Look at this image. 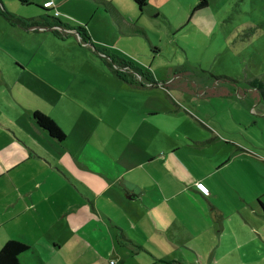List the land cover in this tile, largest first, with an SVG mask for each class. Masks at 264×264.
Returning <instances> with one entry per match:
<instances>
[{"label": "rangeland", "instance_id": "374dc122", "mask_svg": "<svg viewBox=\"0 0 264 264\" xmlns=\"http://www.w3.org/2000/svg\"><path fill=\"white\" fill-rule=\"evenodd\" d=\"M0 1L6 12L21 18L36 21L47 15L55 18L53 10L46 12L41 9L44 0ZM52 1L57 6L56 12L59 13V17L55 19L72 30L78 27L87 30L95 50L105 49L109 55L132 63L135 67L149 72L159 84L157 86L165 87V90H137V95L133 91L131 94L135 99H145L146 95L158 96L161 103L167 98H175L183 103L184 111L193 118L200 119L206 116L205 114L211 116L213 114V123L219 128L223 125L224 134L218 133L221 139L223 140L225 136L228 138L223 143L213 141L209 147L205 145L207 148L203 153L212 155L216 149L231 151L230 155L234 161L232 165H236L240 163H237L238 160L235 158V150L237 148L242 150L248 160L246 165L250 174V177L248 175L242 177L244 180L242 195L251 199L252 192L256 190L259 182V186L264 189V0H207L208 7L196 12L192 11L199 0H146L142 11L132 0H106L111 1L122 16L125 24L120 25L121 29L117 26L114 12L107 9L102 0H65L64 3L59 0ZM54 29L61 35H54L51 31L42 29L25 31L0 17V65L7 66L10 83L14 82V86L19 87V90L12 89V92L0 91V98L8 101H13L14 95L29 98L31 94L27 89L33 86L29 78L31 72L34 70L42 72L46 68L56 67L58 73L68 76L63 78L57 74L53 79L57 86L68 80L66 85L58 88L63 100L70 94H74L81 102L93 99L95 104L92 107L99 113L102 109L99 107V95L106 97L103 92H113V88L118 93L119 87H114L110 83L111 77L104 73L105 68L112 75L114 65L107 58L103 60L106 64L100 63L102 61L100 57L104 56L95 53L89 45L87 48L79 47L76 33L67 35L70 31ZM94 58L97 62H94ZM15 67H18V71L25 69L24 72L17 73L19 76L17 80L14 79ZM168 78L173 80H170V84H165ZM134 80H137V77L134 76ZM10 83L7 82L9 87ZM214 87L215 91L228 92L229 96L198 95ZM40 88L43 91L39 94L43 97L45 89L43 86ZM116 97L130 98V92L126 90L124 84L120 86V93ZM159 99H155V102ZM81 107L82 104L76 106L74 102L73 114L76 117L83 113ZM208 110H212V113H208ZM185 116L189 118L188 114ZM48 117L51 118L50 115ZM122 119L126 124H132L134 121L130 114L122 116ZM79 123L85 130L77 131L76 126H72L67 131L60 126L64 135L69 137L66 151L74 164H84L82 158L88 145L95 153L105 151L107 132L100 131L101 125L95 128L88 127L87 122L84 123L81 119ZM184 131L188 134V126ZM85 136L88 138L85 143L87 146L81 151H76V144H82L80 141ZM181 136L183 138L180 140L184 146H191L194 143L183 134ZM196 153L200 155L197 150ZM57 192V202L47 201L46 204L38 201L39 193L35 192L33 199L39 202L44 212L42 223L36 226L33 222L25 223L23 218L16 219L9 227L0 231V248L4 240L13 239L31 247L33 257L36 255L34 247L39 245L37 254L42 264H54L55 259H60L61 264H110V260L117 263L116 256L108 258L99 256L96 248L78 238L83 233H89L84 231L85 228L89 230L97 225L94 236L98 240L104 234L100 223L108 226L109 218H113L126 229H130L132 221L138 230L131 228L130 233L139 231L142 237L158 242L154 238L155 232L151 230L154 227L153 214L148 215L150 212L145 209L146 219H142L144 211L138 202L123 201L120 198L118 202L116 199L118 208L112 203L107 204L105 210L107 214H97L101 215L98 218L101 221L98 222L91 210L84 207L83 213L81 212L80 203L84 200L77 188L71 187L68 192L57 188ZM263 193L264 191L261 194ZM24 198L33 211L32 198L27 195ZM6 200L10 198L7 197L3 201ZM261 200L264 201V197ZM19 201H22L21 198ZM174 206L176 202L170 203L168 207L176 209ZM71 207L75 208L74 212L70 211ZM184 208L191 209L186 204ZM8 209L10 213H16L18 210L16 207ZM124 211L128 212L129 216ZM226 219H229L226 224H232L234 230L236 219L241 233L224 234L222 236L224 245L217 243L215 245H218L217 250L216 247L211 250L231 251L232 248L226 246L236 248L239 246L238 241L242 240L250 244L249 249H245L248 256L243 260L249 261V264H264V241L259 238L258 233L254 230L250 232L249 226L243 225L241 219L235 216L227 215ZM77 222L81 223L80 227H77ZM71 227L73 229H70ZM175 233L176 231L173 235ZM139 235L136 234V237ZM206 238L214 244L212 240H216L217 236L210 233ZM54 244L57 248H53ZM42 248L47 251L46 257L42 253ZM233 253L232 257L227 254L221 261L215 259L214 264H239L236 259L239 251L233 250ZM144 261L146 262L147 258L139 256L124 259V264H143Z\"/></svg>", "mask_w": 264, "mask_h": 264}, {"label": "crops", "instance_id": "0c3cea01", "mask_svg": "<svg viewBox=\"0 0 264 264\" xmlns=\"http://www.w3.org/2000/svg\"><path fill=\"white\" fill-rule=\"evenodd\" d=\"M59 1L65 2V0ZM102 1L107 9L114 12L117 26L119 28L120 25L123 26L125 22L112 2ZM54 5L56 9L57 6L55 3ZM0 8H3L1 1ZM61 24L64 25L62 22ZM70 33L75 35L73 31L67 35ZM77 41L79 47L87 48V44L78 36ZM90 49L93 50L92 47ZM96 55L100 57L99 54ZM96 58L94 62H97ZM6 69L7 66L0 65V91L19 90V87L14 86V82L10 83ZM17 69L18 67H15V80L19 79L17 73L20 74L25 70ZM106 71L104 68V73L112 79L110 83L119 88L118 93L113 88V92H103L106 97L99 95V107L102 108L99 113L92 107L95 104L93 99L81 102L74 94H70L63 100L58 88L66 85L68 80L62 81L57 86L53 79L57 74L63 78L68 76L58 73L56 67L46 68L42 72L36 70L31 72L29 78L33 86L27 89L31 97L14 95L13 101L0 98V206L2 207L0 231L9 227V224L16 219L22 218L25 223L33 222L34 225L40 226L44 212L38 201L45 204L47 201L57 202V188L68 192L72 187L77 188L84 200L80 203L81 212L83 213L84 207L86 210H91L97 221L101 216L97 214H107L105 211L107 204L112 203L118 208L116 199L120 202L119 198L123 201L140 203L144 211V215L140 213L142 219H146L145 209L150 212L148 215L153 214L154 230L152 228L151 230L155 232L154 238L158 240L157 243L146 239L145 236L142 237L139 231L130 233L131 228L138 230L132 221L130 229H126L108 216L109 227L100 223L104 234L98 240L94 236L97 225L89 230L85 228L84 231L89 233L81 234L82 238L78 236L86 244L90 243L96 248L97 255L104 258L116 256L118 262L115 264H124V259L139 256L147 258L143 264H205V262L214 264L215 259L221 261L227 254L232 257L233 250L239 251L236 255L239 264H249V261L243 260L248 256L245 251L249 249L248 242L238 241L239 246L236 248L231 245L226 246L232 248L231 251L211 250L215 247L217 250L218 245L215 246L217 243L224 245L222 242L224 234L241 233L236 219H234L236 230L232 224H226L229 220L226 219L227 215L241 219L243 225L249 226L250 232L254 230L264 241V201L261 200L264 197V193L261 194L264 189L259 186V182L256 190L252 192L251 199L242 195L241 188L244 183L242 177L246 175L250 177L246 165L248 160L244 152L238 148L235 150V158L238 160L237 163H240L236 165H232L234 161L230 155L231 151L216 149L212 155L203 153L211 142L223 143L228 138L225 136L223 140L221 139L219 134H224L223 125L219 128L213 123V114L212 116L205 114L206 116L199 117L200 119L193 118L184 111L183 103L175 98L162 97L166 100L160 103L158 96L151 97L145 94V99H140L141 101L135 99L131 94L133 91L137 95V90H165V87L153 86L144 81L139 83L138 80H133L134 83L130 84L119 79L113 72L111 75ZM170 80L173 79L168 78V82L164 81V83L170 84ZM7 82L10 83V87ZM122 84L130 92V98L116 97L120 93ZM40 86L45 89L43 97L39 94L43 91ZM214 92H216L215 87L198 95L229 96L228 92H223V95ZM155 99H159L158 102H155ZM74 102L76 106L83 105L81 107L83 113L77 117L73 114ZM34 112H40L47 117L50 115L49 118L61 130L64 128L68 131L72 126H76L77 131L85 130L79 123L80 119L84 123L87 122L88 127L95 128L101 125L100 131L107 132L104 142L105 151L93 152L89 145H85L88 140L85 136L80 141L83 142L82 144H76V151H81L87 146L82 158L84 164H74L66 151L69 137L65 136L62 143L50 138L32 120ZM197 112L200 113L198 110ZM207 112L212 113V110ZM128 114L134 118L132 124L122 121V116ZM187 114L189 118L185 116ZM187 126L188 134L184 131ZM216 127L218 129H215ZM175 129L180 130L181 134L194 143L191 146H184L180 140L183 137ZM196 150L200 155H196ZM196 184H202L209 195L202 196L197 191ZM35 192L39 193L38 201L33 199ZM26 195L33 200V211L24 198ZM7 197L10 200L3 201ZM20 198L22 201H19ZM59 201L66 202V200ZM172 202H176L174 206L177 207L176 209L168 207ZM258 202H261L262 206ZM185 204L191 209H185ZM10 207H16L17 212L10 213L8 209ZM74 210L75 208L71 207L70 211L74 212ZM124 212L128 215V212ZM100 221L101 219L98 222ZM77 223V227H80L81 223ZM72 227L70 229H73ZM174 231H176L175 235H173ZM210 233L217 236L216 240H212L214 244L206 238ZM136 234L139 236L136 237ZM10 240L13 239L4 240L2 246ZM56 246L53 248H57ZM138 247L144 251L137 250ZM34 249L35 257L32 256V248L29 247V251L19 257V264H42L37 254L40 246L36 245ZM242 249L244 250L241 251ZM42 253L46 257L47 251L43 249ZM190 253L193 255L191 256ZM53 262L61 264L60 259H55Z\"/></svg>", "mask_w": 264, "mask_h": 264}, {"label": "trees", "instance_id": "16d2710c", "mask_svg": "<svg viewBox=\"0 0 264 264\" xmlns=\"http://www.w3.org/2000/svg\"><path fill=\"white\" fill-rule=\"evenodd\" d=\"M20 1L24 2L23 0H20ZM132 2L135 4V6L140 11H142L146 5V0H132ZM207 7H208L207 0H199L198 3L194 6L192 12L201 11ZM41 9H43L46 12L50 11V10L43 8V6ZM0 16L4 18L7 22H9L12 26H18L21 29L26 30V31H35V30L37 31L39 29H42V30H49L54 35H61L54 28L56 29L61 28L63 30L65 29L66 31L67 30L73 31L74 33H76V35L79 37V39L82 42L92 47L91 41L84 28L78 27L72 30L66 25L61 24L59 20L55 18H51L49 15L41 16L40 17L41 20L36 21L32 19L21 18L10 12L9 13L6 12L3 8H1ZM95 51L100 53L102 56H104V57H100L102 58L101 59L102 63H105L103 60H106V58L112 62V64L114 65L112 72L119 79L127 83L133 84L134 81L130 78V75L128 74V72L131 71L133 74L139 76L141 80L144 81L145 83L147 82L148 84L154 85V86L159 85L158 83H156V81L153 79L152 75L149 72L143 71L142 69L135 67L132 63L127 62L123 60L122 58H116L114 55H109L105 49H100V50H95ZM216 92H217L216 94H224L221 91H216ZM32 120L35 122V124L38 127L43 129L50 138L56 140L59 143H62L65 140V135L63 131L55 124L54 121H52L46 115L40 112H34L32 115ZM258 203L262 206L261 202H258ZM121 238L123 239V236H121ZM137 250L144 251L143 249L139 247L137 248ZM27 251H29V247L27 245L21 242L15 241V240L7 241L0 249V264H19V257L23 255L24 253H26Z\"/></svg>", "mask_w": 264, "mask_h": 264}, {"label": "built area", "instance_id": "2783aa9c", "mask_svg": "<svg viewBox=\"0 0 264 264\" xmlns=\"http://www.w3.org/2000/svg\"><path fill=\"white\" fill-rule=\"evenodd\" d=\"M42 6H43V8H45L47 10H53V12H54L53 16L55 18L59 17V13L56 12L55 5H54V3L51 0L44 1ZM57 29H59V28H57ZM196 189L204 197H207L209 195L208 190L202 184H196ZM110 264H115V263L110 262Z\"/></svg>", "mask_w": 264, "mask_h": 264}, {"label": "flooded vegetation", "instance_id": "af4514ba", "mask_svg": "<svg viewBox=\"0 0 264 264\" xmlns=\"http://www.w3.org/2000/svg\"><path fill=\"white\" fill-rule=\"evenodd\" d=\"M126 74H127V73H126ZM128 74L130 75V78H134V76H135V77H137L138 82H140V81L142 82L141 78H140L139 76L133 74L131 71H129ZM132 80H134V79H132ZM153 86H154V85H153Z\"/></svg>", "mask_w": 264, "mask_h": 264}]
</instances>
